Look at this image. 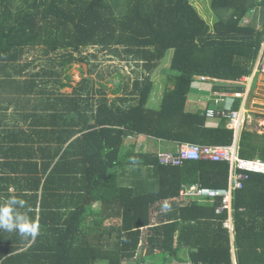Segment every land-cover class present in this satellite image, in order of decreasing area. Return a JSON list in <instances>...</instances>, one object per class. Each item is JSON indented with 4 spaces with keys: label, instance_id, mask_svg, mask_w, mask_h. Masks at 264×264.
<instances>
[{
    "label": "trees",
    "instance_id": "1",
    "mask_svg": "<svg viewBox=\"0 0 264 264\" xmlns=\"http://www.w3.org/2000/svg\"><path fill=\"white\" fill-rule=\"evenodd\" d=\"M193 1L0 0V102L10 94L21 98L20 117L28 128L23 132L30 135L49 126L85 134L80 148L85 188L76 190L82 194L80 204L70 212L53 210L47 198L53 181H66L57 178L61 163L44 183L27 169L23 186L22 177L0 176V203L9 186L19 184L15 196L27 202L29 215L40 225L35 240L0 232V264H264V175L250 174L244 189L234 193L231 233L225 226L228 211L219 212L220 199L183 207L176 203L183 186L226 188L228 163L166 166L155 153L126 144L129 137L140 136L176 146L233 142L232 130L214 128L204 112L189 110L188 97L196 78L236 82L252 74L264 43V0H209L217 17L213 26ZM255 9L259 12L252 21L259 18V29L243 25ZM88 48L141 68L132 90L116 87V98L109 101L107 87L91 78L73 86L66 73L73 64L86 63L82 52ZM33 50L40 51L41 59L21 63ZM169 53L170 67L164 72L173 86L165 87L159 106H148L155 90L152 76ZM68 87L71 95L61 92ZM25 135L26 148H31V137ZM262 138L244 132L240 156L264 161ZM128 176L136 187L122 185ZM33 183L34 191L29 190ZM95 202H101L102 211L89 224ZM165 204L171 212L154 225V212Z\"/></svg>",
    "mask_w": 264,
    "mask_h": 264
},
{
    "label": "crops",
    "instance_id": "2",
    "mask_svg": "<svg viewBox=\"0 0 264 264\" xmlns=\"http://www.w3.org/2000/svg\"><path fill=\"white\" fill-rule=\"evenodd\" d=\"M254 13L245 19L247 21V26L251 23L255 24V26L259 29L260 24L258 19H256L255 23L253 17L259 12L255 9ZM258 15V14H257ZM245 26V22H243ZM264 44V43H263ZM262 44V47H263ZM261 56V53H260ZM259 56V59H260ZM258 59V61H259ZM257 61V62H258ZM198 79V78H197ZM196 79V80H197ZM215 79V78H211ZM217 81H201L198 79L192 86V91L188 97V109L193 112H204L206 109H216V110H229V111H237L241 112L242 116L245 119V122L241 128V131L236 135L232 129L229 128V123L223 119H208V124L214 128H218L221 125H224L228 129L233 131V142L231 145H237L238 155L241 159H244L240 156V138L244 132L255 133L261 138H264V75H261L257 72L256 64L254 66L253 72L250 76H245L236 82H227L225 80ZM230 86V87H227ZM241 93L243 94L242 98H236L235 94ZM203 94L202 96H200ZM15 94L8 96L5 95L6 100L2 99L0 102V107L2 106L4 112L0 114V176L12 177L18 179L21 178V184L23 186L24 182V169L30 171L29 176L34 178H41V183L45 182L46 175L54 168L55 164H59L60 172L57 177L60 180H66L64 183L61 181H53L51 188L53 190H49L47 192V198L49 207H52L53 210H57V208H63L62 213L67 210L74 209L75 206L80 204L79 198L82 194L76 192L78 189L85 188L83 185L81 178L83 171L80 169H85L83 165V161L85 160L84 151L80 152V148L83 147V132L74 131L72 129L63 130L60 128L46 127V128H37L38 133L35 135H30L31 132L25 131L24 128H27L26 125L23 124L21 120V114L23 113V103L21 98ZM198 96V97H196ZM224 97V102H218L217 100ZM33 105L35 102H32ZM20 104V105H19ZM203 104L204 107L201 109L200 105ZM33 107V106H32ZM258 122V123H256ZM259 124V126H258ZM261 128V129H260ZM16 129L15 131H13ZM22 130L18 131V130ZM28 129V128H27ZM5 130V131H4ZM40 130V131H39ZM25 134H28L31 145V148H26V143L24 141ZM9 135H11L9 137ZM8 136V137H7ZM150 139L152 146L158 142L161 146L163 141L155 140V138L148 136H140V137H129V139ZM262 138V139H263ZM82 140V143L79 141ZM264 140V139H263ZM153 142V143H152ZM97 144V142H96ZM99 144V143H98ZM225 145V146H231ZM143 147V146H142ZM78 148V151L76 152ZM152 148V147H151ZM163 149V148H162ZM166 150L165 152H168ZM147 152V151H146ZM244 160H252L264 163L261 159H244ZM8 163V167H5V164ZM229 165V164H228ZM48 168L47 172L46 169ZM250 174H260L264 175V173H254V172H246L247 176ZM56 180V177H55ZM249 180V177L243 181V187L240 190L244 189L245 182ZM125 185L129 187H136L135 181L130 177H125ZM40 182V181H39ZM231 183V167L229 165V177H228V185L225 189H228ZM62 185V186H60ZM89 185V183H88ZM56 186V187H55ZM193 186H201V185H193ZM17 185L9 186V194L4 195L2 197L3 201L7 196L16 195L19 191ZM36 187V183L32 184V190L34 191ZM39 187V185H38ZM187 186H183V189ZM192 187V186H190ZM189 188V187H187ZM34 189V190H33ZM181 190V192L183 191ZM224 189V188H222ZM239 191V190H236ZM232 195V207H233V198L234 193ZM84 192L85 191H81ZM181 192L179 198H177V204L180 207L186 206L193 201H197L198 203H213V201H207L206 199H191L187 201L180 200ZM39 195H42L41 188ZM49 195V196H48ZM221 201V200H220ZM187 202V203H186ZM222 205V201H221ZM48 207V206H47ZM221 207V206H220ZM163 208V207H162ZM161 211L154 212V218L152 220L154 225H158L159 218L162 216H166L171 211ZM220 209V208H219ZM102 211L101 202H95L92 206V216L88 223L90 224L94 218H98L99 214ZM229 214V220H231V214ZM161 219V218H160ZM110 223V222H109ZM111 224V223H110ZM107 226V225H105ZM226 226V225H225ZM228 228V227H227ZM144 234L148 235V229H143ZM169 264H191L189 261L187 262H177L170 261ZM236 264V263H235Z\"/></svg>",
    "mask_w": 264,
    "mask_h": 264
},
{
    "label": "rangeland",
    "instance_id": "3",
    "mask_svg": "<svg viewBox=\"0 0 264 264\" xmlns=\"http://www.w3.org/2000/svg\"><path fill=\"white\" fill-rule=\"evenodd\" d=\"M193 5L197 9L199 14L210 24V26H213L214 22L217 20V17L210 8L209 0H194ZM82 55L84 57H88L86 63L73 64L72 68L69 69V71H67L68 73H66L67 75L69 74L71 76L72 85L77 86L82 78H86V77L91 78L97 82H100V84L102 83L104 86L107 87L106 96L109 99V101H112L116 98V95L113 92L116 87H120L122 89L123 87H125V85H129L128 91H131L133 88L134 81L137 78L135 72L138 71L139 73H141V70H142L141 68H137L136 65L133 64V62H131V60L128 59L124 61L125 59L123 58L121 60L119 57H116L113 54H110L107 52H101V50L98 48L85 49L83 50ZM171 57H172V53H169L168 57L159 66V68L155 71L154 75L152 76V81L154 82L155 90H154V94L152 95L150 99V103L148 106H152V107L159 106V104L157 103L158 101L160 102V98L163 94L165 87L168 86L171 88L173 86V84L168 81V76L164 72L170 67ZM31 59L40 60L41 59L40 51H37V50L31 51L30 53H28V55L25 56V58H23L21 63H24L26 60L29 61ZM88 69L93 72H88ZM100 76H102V78H100ZM61 79L63 82L67 80L64 72H63ZM100 84H96V88L99 89ZM61 92L67 95H71L72 88L71 87L65 88ZM202 95L203 94H201L200 96ZM136 100H138V98ZM200 107L201 109H203L204 105L201 104ZM147 141L148 142H146V139L142 140L140 138L127 139L126 144L136 145L137 149H135V151H141L142 153H145L146 151L150 153H155L156 155H158V158H159V155L165 152L166 150H169L170 153L176 154L175 151L177 149H180L181 146L183 145V144H180L176 146L174 145V143L167 142L160 146L156 140L157 143L152 146L151 140L147 139ZM159 161H160V158H159ZM185 162H188V161H185ZM166 166H173V165H166ZM123 182L125 183L126 181L124 180ZM124 183H122L123 186H125ZM213 199L214 198L212 199L206 198L207 201H213ZM180 200L181 202L183 201L181 197H180ZM229 229L231 233H233L232 224L230 225ZM96 233L99 234L100 231L96 230Z\"/></svg>",
    "mask_w": 264,
    "mask_h": 264
},
{
    "label": "built area",
    "instance_id": "4",
    "mask_svg": "<svg viewBox=\"0 0 264 264\" xmlns=\"http://www.w3.org/2000/svg\"><path fill=\"white\" fill-rule=\"evenodd\" d=\"M245 26L247 25V21ZM257 72L264 75V44L261 50V56L256 63ZM201 81H217L209 77H201ZM236 98H242L243 94L236 93ZM224 102V97L217 100L218 102ZM205 115L208 119H223L228 121L229 128L237 135L245 122L241 112L229 111V110H216L206 109ZM160 162L164 165L180 166L185 161H212V162H226L231 167V183L228 189H211L202 186L185 187L181 192V198L183 201L191 199H206L214 198L213 200L220 199L222 205L219 212L228 211L232 212V195L236 190H240L243 187V181L249 176L246 172L264 173V163L252 160L241 159L238 155L237 145L221 146V145H207L200 146L196 144H183L176 154L163 152L159 155ZM216 198V199H215ZM231 220L226 223V227H230Z\"/></svg>",
    "mask_w": 264,
    "mask_h": 264
},
{
    "label": "clouds",
    "instance_id": "5",
    "mask_svg": "<svg viewBox=\"0 0 264 264\" xmlns=\"http://www.w3.org/2000/svg\"><path fill=\"white\" fill-rule=\"evenodd\" d=\"M162 211H170L167 204ZM27 202L15 195L7 196L0 203V232L15 233L22 240H35L39 234L40 225L29 215Z\"/></svg>",
    "mask_w": 264,
    "mask_h": 264
}]
</instances>
